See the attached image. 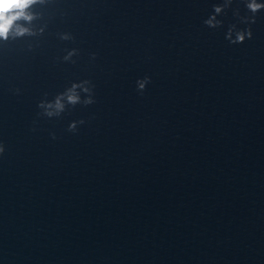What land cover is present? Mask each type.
Masks as SVG:
<instances>
[{"label": "water", "instance_id": "obj_1", "mask_svg": "<svg viewBox=\"0 0 264 264\" xmlns=\"http://www.w3.org/2000/svg\"><path fill=\"white\" fill-rule=\"evenodd\" d=\"M222 2L51 0L0 46V264H264V10L232 44ZM84 79L94 104L39 115Z\"/></svg>", "mask_w": 264, "mask_h": 264}, {"label": "clouds", "instance_id": "obj_2", "mask_svg": "<svg viewBox=\"0 0 264 264\" xmlns=\"http://www.w3.org/2000/svg\"><path fill=\"white\" fill-rule=\"evenodd\" d=\"M51 0H0V46L8 45L12 41L23 39L25 37L39 38L42 37L48 27V21L45 19V9ZM245 7L251 15H241L239 8L235 9L234 15L238 17V23L248 25L247 28H240L234 23L229 26L225 38L232 44L243 43L246 39L253 37L251 25L256 22V14L264 10V2L261 0H244ZM233 0H223L222 3L213 5V13L204 21V23L212 28L223 25V21L218 16L223 14L226 9L232 7ZM61 40H74L75 37L70 32L59 33ZM29 49L33 48V44L29 43ZM79 54V49L72 48L66 51L63 57L64 61L73 60L74 56ZM97 53L91 56L95 59ZM151 82V76H144L137 80V91L143 94L146 86ZM21 89L16 88L15 92L19 94ZM95 84L90 79H84L73 82L64 91L59 92L51 100L45 98L40 100L38 108L41 110L39 115L48 118L61 117L70 108L81 104L88 106L94 104ZM85 123V120H73L68 125L69 132L79 131V125ZM35 131V128H33ZM53 139L56 133L52 132ZM6 151V145L0 141V156Z\"/></svg>", "mask_w": 264, "mask_h": 264}]
</instances>
